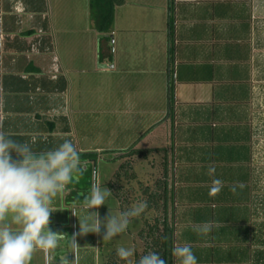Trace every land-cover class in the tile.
<instances>
[{
  "label": "crops",
  "instance_id": "1",
  "mask_svg": "<svg viewBox=\"0 0 264 264\" xmlns=\"http://www.w3.org/2000/svg\"><path fill=\"white\" fill-rule=\"evenodd\" d=\"M90 6L0 0V132L37 153L70 139L78 153L97 154L93 184L88 161H81L84 173L51 204L48 227L61 233L56 258L73 259L69 236L87 215L82 198L102 186L101 154L118 156L119 168L134 166L139 160L122 153L133 145L157 149L142 172L133 168L134 180L142 173L151 188L165 174L173 246H190L197 264H264V232L251 224L250 207L264 0H122L108 32L95 28ZM125 196L129 201L130 192ZM231 196L234 209L225 205ZM116 207L118 215L123 207ZM105 209L89 213L103 221ZM228 236H237V249L226 262V251L216 257L212 245ZM76 242L77 264H104L101 235H77ZM30 264H45V254L35 251Z\"/></svg>",
  "mask_w": 264,
  "mask_h": 264
},
{
  "label": "clouds",
  "instance_id": "2",
  "mask_svg": "<svg viewBox=\"0 0 264 264\" xmlns=\"http://www.w3.org/2000/svg\"><path fill=\"white\" fill-rule=\"evenodd\" d=\"M12 153L16 159L12 158ZM84 171L80 154L70 139L37 153L29 144L0 132V264H30L37 250L45 254V264H61V261L69 264L65 255L56 258L61 233L48 227L50 214L54 212L51 204ZM208 172L212 173L214 169L209 168ZM211 191L217 192L219 188ZM110 195L111 191L106 187L93 185L82 198L80 208L87 215L78 219L79 232L69 236L71 251L68 253L73 256L70 264H77L80 248L76 242L77 235L92 232L101 235L102 240H110L125 232L130 220L139 216L146 207L141 202L118 215L108 213L103 221L97 212L89 213V209L105 205ZM74 211L72 215L76 216ZM202 231L206 232L207 228ZM115 255L127 261L134 256V249L121 246L115 250ZM171 255L179 264H197V258L187 244L174 245ZM135 264H165V260L157 251H148L139 256Z\"/></svg>",
  "mask_w": 264,
  "mask_h": 264
},
{
  "label": "rangeland",
  "instance_id": "3",
  "mask_svg": "<svg viewBox=\"0 0 264 264\" xmlns=\"http://www.w3.org/2000/svg\"><path fill=\"white\" fill-rule=\"evenodd\" d=\"M91 75H94V74L91 73L89 77ZM88 106H89L88 110L91 109L90 108L91 106L92 108H94V105H88ZM251 108L253 109V122H252V127H253V154H252L253 155V164H252L253 165V179H252V184H251L252 197L250 199L251 200L250 207L252 209L251 224L254 226L260 227L264 232V81L259 86H257ZM105 124L107 127L108 125L106 122ZM130 147L136 148L133 145H131ZM128 148L129 147H127L124 151H122V153H124L125 151H128ZM101 155H102L101 160L97 162V170L99 174H101V180H102L101 188L106 187L108 189L109 184L111 183V184H115L114 191L116 190L115 192H113V195H110L106 199L105 205H103V207L106 208L104 211L105 217L108 216V213L113 216L117 215L116 205L118 204L119 199H116L117 197L114 198L115 195H119V197L123 201L122 197H126L125 194L127 192H130V196L128 197L129 198L128 203L130 207H134L138 203L144 202V198L147 195L146 192H150L148 190L146 191V188H145V187H148V182H149L148 180H146V176H143L142 173H139V177H138L139 179L136 181L134 180L135 178H131L129 176L130 171L124 172L119 169V166H120L119 164L122 161L118 160L119 159L118 156L113 157L112 152H106V151L103 152ZM136 161H138V159ZM138 162L139 163H137L136 165L134 164L133 166L136 173L142 172L143 167L145 166L144 168H146V165H148L146 160L145 161L139 160ZM94 167L95 165H93L91 161L88 162L87 177H88V180H91V183L93 181V172L95 170ZM117 172H120L119 180L115 176ZM124 180L126 182L123 184L122 182H124ZM71 186H74V184H72ZM225 205L228 208L234 209V206L236 207V202L231 196L226 199ZM112 206H114L115 208H112ZM122 207H123L122 210H125L127 208L125 204ZM111 210L113 211L111 212ZM140 226H141V222L138 221V217L132 218L125 232L119 234L116 237H113L110 240H104L105 242L103 245L104 247L103 251L105 254L104 261L106 262L107 257L111 253H113L111 255H114L112 258H117V256L115 255V250L121 246L133 248L134 252L136 253L135 255L139 256L143 250L141 243L138 240V237L136 236ZM234 238H237V236L225 237L224 242H223L224 245L217 246L213 244L212 247L214 249H212V252L214 253V256L221 257L222 255L220 254V251H221V248H223V250L226 251L225 252L226 254H224V258H223L224 261L226 262L230 261L231 253L235 249H237L235 247L237 241ZM108 248L110 249L109 251H108ZM252 254L254 255L255 251H253ZM133 258L134 257H130V259L132 260ZM130 259H128L127 261L119 259L117 260V262L118 264H126L130 261ZM104 261L103 263L105 264Z\"/></svg>",
  "mask_w": 264,
  "mask_h": 264
},
{
  "label": "trees",
  "instance_id": "4",
  "mask_svg": "<svg viewBox=\"0 0 264 264\" xmlns=\"http://www.w3.org/2000/svg\"><path fill=\"white\" fill-rule=\"evenodd\" d=\"M122 0H91V13L90 17L93 21V25L100 32H108L112 25L113 6L121 3ZM172 94V87L169 86V96ZM157 150V149H156ZM154 148H132L129 147L128 151L123 154L126 156H132L135 160H145L149 157L152 151H156ZM80 154V160H87L88 162H95L97 160V154L95 152H83ZM121 171H130V177L135 178L133 171L132 161L125 166L119 168ZM120 172L116 173V177L120 179ZM115 184H109V189L114 190ZM118 188V187H116ZM120 188V187H119ZM146 197L144 198V204L146 205L144 211L137 216L138 221L141 222V226L136 234L138 240L142 246V252L139 256L146 254L148 251H157L162 259L165 260V264H173V258L171 255V248L173 247V229L171 224V212L168 210L170 202V191L167 188L165 174L153 184V186L145 187ZM120 206L124 204L128 207L129 201L123 198V201L119 200ZM126 208V209H127ZM113 254V253H111ZM109 255L105 264H118L117 258H112L114 255ZM133 258V264L139 258L135 255Z\"/></svg>",
  "mask_w": 264,
  "mask_h": 264
},
{
  "label": "built area",
  "instance_id": "5",
  "mask_svg": "<svg viewBox=\"0 0 264 264\" xmlns=\"http://www.w3.org/2000/svg\"><path fill=\"white\" fill-rule=\"evenodd\" d=\"M14 9L17 11V12H22L23 11V8L19 5V4H15L14 5ZM42 34V30H38V36H40ZM36 43H39L38 40Z\"/></svg>",
  "mask_w": 264,
  "mask_h": 264
}]
</instances>
